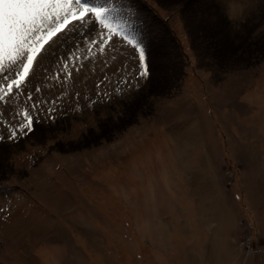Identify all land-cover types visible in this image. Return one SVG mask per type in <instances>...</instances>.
Listing matches in <instances>:
<instances>
[{
    "label": "rangeland",
    "instance_id": "374dc122",
    "mask_svg": "<svg viewBox=\"0 0 264 264\" xmlns=\"http://www.w3.org/2000/svg\"><path fill=\"white\" fill-rule=\"evenodd\" d=\"M81 3L0 104L7 137L44 102L0 142V264H264V0Z\"/></svg>",
    "mask_w": 264,
    "mask_h": 264
},
{
    "label": "snow or ice",
    "instance_id": "6c2138e0",
    "mask_svg": "<svg viewBox=\"0 0 264 264\" xmlns=\"http://www.w3.org/2000/svg\"><path fill=\"white\" fill-rule=\"evenodd\" d=\"M179 2L183 3V0ZM156 3H159V0H156ZM61 12L63 16L60 15ZM104 12L102 8L90 9L86 4H82L81 0H0V80L3 81L0 83V104H10L13 101L29 80L34 66L39 63V55L66 32L73 22L85 21L89 13L99 18ZM93 43L99 47L102 41ZM134 47L143 69L140 77L147 79L149 71L145 49L140 41H137ZM67 59L79 58L70 56ZM5 60L8 61L9 68L16 66L17 70L11 77L6 74ZM59 79L63 81V75ZM127 83L130 84V81ZM24 95L27 96L28 93L25 92ZM101 95L110 94L104 91ZM29 99L31 108L22 113V120L15 124L9 121L8 135H0V142L5 139L15 142L20 136L35 133L34 122L37 116L33 115V112L38 114L44 102H38L35 96ZM46 103L52 105L45 110V114L51 118L59 110V98Z\"/></svg>",
    "mask_w": 264,
    "mask_h": 264
},
{
    "label": "crops",
    "instance_id": "0c3cea01",
    "mask_svg": "<svg viewBox=\"0 0 264 264\" xmlns=\"http://www.w3.org/2000/svg\"><path fill=\"white\" fill-rule=\"evenodd\" d=\"M42 259H44L43 257H42ZM84 261V260H83ZM4 262H6V261H4Z\"/></svg>",
    "mask_w": 264,
    "mask_h": 264
}]
</instances>
